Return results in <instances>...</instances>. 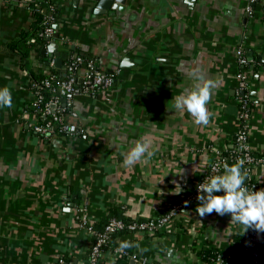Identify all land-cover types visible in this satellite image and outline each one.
I'll return each instance as SVG.
<instances>
[{"label":"crops","instance_id":"obj_1","mask_svg":"<svg viewBox=\"0 0 264 264\" xmlns=\"http://www.w3.org/2000/svg\"><path fill=\"white\" fill-rule=\"evenodd\" d=\"M33 1L0 0V88L11 91V107H0V264H55L60 257L85 264L92 241L87 224L101 228L112 207L130 219L164 213L192 192L214 149L232 148L242 92L252 101V152L264 157V4L248 13L247 0H196L193 7L184 0H122L120 8L98 14L91 0H53L59 14L52 39L66 54L62 64L70 50L87 54L112 81L63 99L77 114V133L40 135L32 129L38 122L29 82L32 73L55 67L56 56H23L5 46L29 28ZM239 47L248 59L242 92ZM194 67L215 82L206 127L173 107L175 96L192 88ZM143 137L152 140L155 155L125 166L123 154ZM247 177L264 189V161ZM198 203L154 235L115 233L98 264H137L142 257L155 264H216L203 262L197 250L230 251L243 227L228 214L200 217Z\"/></svg>","mask_w":264,"mask_h":264},{"label":"built area","instance_id":"obj_2","mask_svg":"<svg viewBox=\"0 0 264 264\" xmlns=\"http://www.w3.org/2000/svg\"><path fill=\"white\" fill-rule=\"evenodd\" d=\"M264 4V0H247L245 10L250 13L254 5ZM53 21L51 15L46 17V23L50 24ZM54 26L47 25L44 29L46 37H54ZM236 59L239 66L247 65L248 59L242 47L236 50ZM51 65L54 61L51 60ZM62 73V72H61ZM63 74V73H62ZM64 78H60L55 74L46 75L42 78H32L29 82V88L33 95V106L48 117L47 121L42 124L35 123L32 129L40 135L58 134V135H74L79 131L73 119L77 116L75 111L69 110V120L63 123L61 121V112L66 109L62 103L63 99H71L80 94H90L95 91L106 88L111 84L112 74H106L100 71L94 61L89 59L85 61L81 55L74 53L70 55L65 64ZM238 79V91L242 92L247 86V74L245 69L240 68L236 75ZM46 93L48 95H46ZM238 121L239 127L234 133L233 146L226 152H221L217 149L213 150L214 158L210 162L207 171L200 177L191 193L182 196L180 199L171 202L166 211L160 215H155L145 219H132L124 221L122 219L111 217L104 224L100 231H95L91 225L87 224L94 242L91 251L85 264H98L100 259L101 247L109 239L110 235L119 231H127L130 233L153 235L160 231L172 220H174L183 209L188 205L196 202L197 185L202 183L204 179L213 174H222V165L226 162L229 165L235 163L237 159H243L244 169L247 170V175H250L254 166L263 162V156H256L251 149L248 140V125L251 114L252 101L249 96L242 92L238 98ZM55 123L58 127L55 129ZM213 165H220L218 173L213 172ZM245 182L246 186L253 191L260 190L257 183L248 177ZM223 194L222 192H217ZM86 223V222H85ZM122 252L126 251L122 249ZM242 253L247 257L248 264H262L261 257L264 255V232L253 231L249 237L247 244L243 247ZM216 264H229L225 262L222 254H217L212 258ZM148 257H142L137 264H149ZM55 264H70L64 258H58Z\"/></svg>","mask_w":264,"mask_h":264},{"label":"clouds","instance_id":"obj_3","mask_svg":"<svg viewBox=\"0 0 264 264\" xmlns=\"http://www.w3.org/2000/svg\"><path fill=\"white\" fill-rule=\"evenodd\" d=\"M194 81L191 89L175 96L173 107L180 112H186L197 126L206 127L210 124L212 113L207 104L215 87V82L202 78L199 68H191L188 72ZM11 107V91L9 88H0V107ZM155 147L148 137L137 140L124 154L123 164L132 167L140 162L147 163L155 155ZM245 161L237 159L231 165H222V174L207 176L202 183L197 185L196 199L199 201L195 211L200 217L216 213L224 216L230 215V223L239 224L243 232L253 229L264 232V189L253 191L246 184L247 170L244 169ZM220 165H213V172L220 171ZM179 187V186H178ZM179 191H181L179 187ZM222 192L223 195L214 193ZM129 245L125 242L121 249Z\"/></svg>","mask_w":264,"mask_h":264},{"label":"trees","instance_id":"obj_4","mask_svg":"<svg viewBox=\"0 0 264 264\" xmlns=\"http://www.w3.org/2000/svg\"><path fill=\"white\" fill-rule=\"evenodd\" d=\"M58 14H59V7L53 0H34L32 3V21L30 23L29 28L27 30L21 31L19 36L15 38L14 40L8 41L5 44L7 50L8 51L18 50L23 56H29L30 54H36L40 58H43V56L41 55V51L45 49L49 43V41L46 39V36L44 35V29L47 25H53L54 23L57 22ZM49 15L53 17V21L50 24H47L46 17ZM73 52L74 50H70L69 51L70 55H72ZM77 54L81 55L85 61L91 59V56H88L87 54H82L81 52H77ZM245 67L246 65L240 66V68L242 69H244ZM51 74H55L56 76L60 78H64L60 69L56 67H50L46 74L32 73L31 78H42L46 75H51ZM46 95L48 94L46 93ZM69 110L70 108L68 107L60 114L61 121L63 123L69 121V112H70ZM35 113H36L37 122L39 124H42L45 121H47L48 117L44 115L42 110L39 111L35 109ZM57 127H58V123H55L54 128L56 129ZM248 180L249 179L247 177L245 182H247ZM251 180L254 181L253 179ZM108 214L110 215L108 219H110L111 217H116L124 221L132 220L130 218L125 217L122 214L121 208H118V207H112ZM94 226L95 225H92L91 227L94 229ZM103 226L101 228H98L97 230L95 229V231H100L103 228ZM253 231L254 230L250 228L243 234H236L234 238V247L230 251L220 250V249L213 248V247L211 248L201 247L197 250V254L199 255L200 259L203 262H211L212 258L215 257L217 254H222L224 261L229 262V264H248L247 257L242 253V250H243V247L247 244L249 237ZM119 232L130 233L127 231H119ZM157 232H155L154 234H156ZM115 233H118V232H115ZM115 233H112L110 237L113 236ZM109 239L101 247L100 257L106 245L110 243ZM93 242H94V238L92 237V241L90 245L88 246L86 253L84 254L85 261L89 257ZM261 260H262V264H264V255L261 257ZM65 261L68 262L66 259ZM149 264H155V263L150 262Z\"/></svg>","mask_w":264,"mask_h":264},{"label":"water","instance_id":"obj_5","mask_svg":"<svg viewBox=\"0 0 264 264\" xmlns=\"http://www.w3.org/2000/svg\"><path fill=\"white\" fill-rule=\"evenodd\" d=\"M79 0H74L75 3H78ZM94 1L95 4V8H94V12L98 13V14H103L108 12L111 8L114 7H119L120 6H116V3H120L122 0H91ZM190 7H193L196 0H184ZM122 8H124V6L122 5ZM54 28H57V24H54ZM57 37V35H54V38ZM46 39L49 41L46 49H43L41 52L45 53L48 52L50 54H54L56 56L55 58V67L59 68L61 70V72L64 74L65 72V66L62 64L63 60L66 58V54L65 53H60L57 50V43L54 41V39L50 38V37H46ZM247 55L249 56V60L251 58V52L249 49H247ZM129 58L128 57H124L123 61H122V66H127L129 65Z\"/></svg>","mask_w":264,"mask_h":264}]
</instances>
